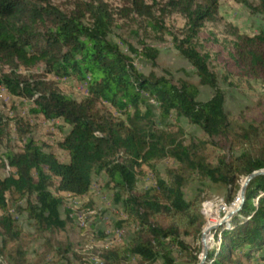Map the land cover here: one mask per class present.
<instances>
[{
    "label": "trees",
    "instance_id": "obj_1",
    "mask_svg": "<svg viewBox=\"0 0 264 264\" xmlns=\"http://www.w3.org/2000/svg\"><path fill=\"white\" fill-rule=\"evenodd\" d=\"M123 1L122 18L148 17L157 31L164 25L154 15L156 7L162 15L176 13L185 19L181 37L172 35L174 46L194 68L199 85L211 88L213 95L201 101L199 86L191 81L176 84L165 76L140 72L134 58L110 39L117 13L105 0H78L66 10L52 0H0V86L31 102L32 114L70 127L58 144L69 155L63 162L29 135L30 124L24 118L13 119L23 147L4 155V166L14 171L0 177V229L9 241L19 237L18 223L9 212L10 201L19 200H25L23 211L39 232L65 228L63 197L51 188L58 183L59 193L83 197L94 176L105 175L127 218L117 227L131 223L135 229L127 243L105 250L102 264H127L135 258L136 264H178L174 247L188 251L183 236L196 237L203 226L201 201L188 200L184 190L190 176L198 174L226 186L231 204L241 181L264 170V122L231 133L225 92L210 68V56L198 49L196 40L205 24L219 18V0ZM241 2L253 13L264 14V0ZM234 36L238 63L264 86V29L253 36L236 31ZM123 43L131 54L155 64L159 51L154 47L143 44L139 50ZM34 67L42 74L17 73ZM49 75L86 84L85 100L64 94L46 78ZM149 99L158 104L164 125L173 114L178 121L186 118L209 138L229 142L228 154L211 163L195 145L185 144L180 127L157 128ZM101 104L110 105L120 117L102 113ZM10 123L0 114V143L10 139ZM164 158L173 159L176 168L167 178L157 174L156 187L138 193L142 167L155 172V163ZM219 236L220 249L209 251L206 264H264V175L250 182L243 208L222 226L215 235ZM199 263L197 255L186 261Z\"/></svg>",
    "mask_w": 264,
    "mask_h": 264
},
{
    "label": "rangeland",
    "instance_id": "obj_2",
    "mask_svg": "<svg viewBox=\"0 0 264 264\" xmlns=\"http://www.w3.org/2000/svg\"><path fill=\"white\" fill-rule=\"evenodd\" d=\"M78 0H52V2L66 10ZM117 13L116 23L110 39L121 46L122 50L130 54L138 70L145 75L156 73L165 76L178 84L181 80L191 81L199 86L200 100L207 101L213 95V90L207 86L199 85V79L192 65L178 52L174 46L173 36L181 37L185 26V19L176 13L162 15L159 7L154 15L164 25V29L155 30L149 24L154 22L148 17L132 15L122 18L119 14L124 8L123 0H105ZM220 14L215 22L206 23L196 40L198 49L210 56V68L219 78L220 87L226 95L225 108L229 115L231 133L240 132L242 127L248 125H261L264 122V86L257 78L248 76L236 59L234 33L253 36L264 29V14L253 13L241 0H219ZM252 3V1H250ZM127 42L136 49L141 50L143 44L154 47L159 56L153 64L144 57L131 54ZM6 72L10 69L6 68ZM18 74L33 76L42 74L40 67L31 69L20 68ZM47 79L57 83L59 89L77 101L85 100L87 96L86 84L79 83L71 78H58L53 75ZM147 104L153 112V121L157 128L163 126L183 130V140L186 145L196 146L199 154L207 157L209 162L216 160L229 152L230 143L219 139L209 138L199 127L192 125L186 118L178 121L173 114L164 125L161 119L159 106L152 99ZM33 104L24 99L12 96L6 88L0 86V114L11 119L9 126L10 139L0 143V177L4 178L13 173V169L4 166V155L8 150L20 151L23 140L19 138L13 119L24 118L30 124L29 135L47 152L54 153L63 162L69 161V155L60 149L58 144L63 140L70 127L62 120H47L41 115L30 112ZM101 112H110L120 117L110 105L101 104ZM145 109V105H142ZM168 125V126H167ZM169 128V127H168ZM234 135L230 136L232 140ZM155 172L148 166L142 167V174L137 186V192L143 193L156 187L157 176L168 177V172L176 168L177 163L171 158L157 161ZM158 174V175H157ZM185 186L188 200L201 201V215L203 226L200 235L196 237L183 236L188 251L183 252L178 246L174 247L178 264H186L192 256L203 255L202 235L213 226L217 227L235 211L240 203V192L247 179L240 183V190L233 202L228 204V188L221 183L201 179L198 174L190 176ZM105 175L94 176L90 192L83 196L58 192L57 185L51 188L55 195L63 197L62 219L66 226L62 229L39 232L34 223L28 218L25 200L10 201L9 212L19 226V237L16 241H9V237L0 229V264H102L105 250L127 243L134 233V226L125 223L117 227L120 221L126 218L120 204L115 202V194L108 184ZM22 208V212L20 209ZM233 215L229 222L231 223ZM2 212L0 211V217ZM164 227L166 224L160 222ZM222 225V226H224ZM222 226L215 228L209 234V251L220 249L221 239L216 233ZM213 227V228H214ZM6 241H8L6 243ZM188 252V253H187ZM239 254V253H237ZM191 255V256H190ZM137 258L126 261L127 264H136Z\"/></svg>",
    "mask_w": 264,
    "mask_h": 264
},
{
    "label": "water",
    "instance_id": "obj_3",
    "mask_svg": "<svg viewBox=\"0 0 264 264\" xmlns=\"http://www.w3.org/2000/svg\"><path fill=\"white\" fill-rule=\"evenodd\" d=\"M264 175V170H260V171H256L254 173H252L251 175H249L241 189L240 192V199H241V203L239 205V207L233 211L229 216H228V220L231 219V217L233 215H235L236 213H239L241 211V209L243 208L245 201H246V191H247V187L249 186L250 182L255 179L258 176ZM223 221L222 223H220L217 227L215 226L212 230H214L215 228H218L222 225H224L225 223L229 222V221ZM211 230V231H212ZM202 242H203V255L200 259V263L199 264H206L207 263V259H208V255H209V246H207L206 244V236L205 233H203L202 235Z\"/></svg>",
    "mask_w": 264,
    "mask_h": 264
},
{
    "label": "bare ground",
    "instance_id": "obj_4",
    "mask_svg": "<svg viewBox=\"0 0 264 264\" xmlns=\"http://www.w3.org/2000/svg\"><path fill=\"white\" fill-rule=\"evenodd\" d=\"M213 227L204 232L205 233V236H206V244H207V246H209V234H210L211 230L213 229Z\"/></svg>",
    "mask_w": 264,
    "mask_h": 264
}]
</instances>
